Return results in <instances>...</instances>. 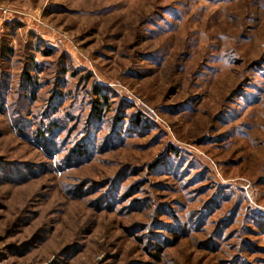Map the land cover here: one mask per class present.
<instances>
[{"label":"rangeland","instance_id":"obj_1","mask_svg":"<svg viewBox=\"0 0 264 264\" xmlns=\"http://www.w3.org/2000/svg\"><path fill=\"white\" fill-rule=\"evenodd\" d=\"M0 264H264V0H0Z\"/></svg>","mask_w":264,"mask_h":264},{"label":"built area","instance_id":"obj_2","mask_svg":"<svg viewBox=\"0 0 264 264\" xmlns=\"http://www.w3.org/2000/svg\"><path fill=\"white\" fill-rule=\"evenodd\" d=\"M0 254H1V250H0Z\"/></svg>","mask_w":264,"mask_h":264}]
</instances>
